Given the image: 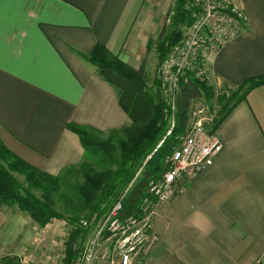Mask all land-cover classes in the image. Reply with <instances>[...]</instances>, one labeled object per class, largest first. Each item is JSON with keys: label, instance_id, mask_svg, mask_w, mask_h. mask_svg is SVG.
Listing matches in <instances>:
<instances>
[{"label": "crops", "instance_id": "obj_1", "mask_svg": "<svg viewBox=\"0 0 264 264\" xmlns=\"http://www.w3.org/2000/svg\"><path fill=\"white\" fill-rule=\"evenodd\" d=\"M239 4L247 16L244 29L208 59L213 98L223 86L231 95L242 93L264 76V0ZM159 5L0 0L3 144L32 166L58 174L85 153L69 124L103 131L127 125L131 119L117 90L87 56L102 43L139 68L164 22ZM225 96L218 94L219 102ZM217 132L222 151L185 193L158 207L152 221L158 240L140 264H264V83L246 92ZM16 211L0 208V252L13 235Z\"/></svg>", "mask_w": 264, "mask_h": 264}, {"label": "trees", "instance_id": "obj_2", "mask_svg": "<svg viewBox=\"0 0 264 264\" xmlns=\"http://www.w3.org/2000/svg\"><path fill=\"white\" fill-rule=\"evenodd\" d=\"M185 1L177 2L172 30L166 34L162 27L158 45L160 62L170 46L179 39L180 23L185 19V22L189 21L184 11ZM87 59L117 90L120 104L131 119L127 125L103 131L69 124V128L79 135L85 153L81 162L65 167L58 174L32 166L0 139V208L17 207L40 228L54 219L66 221L71 235L66 257L62 256L64 264L74 262L90 232L81 220L92 221L106 214L136 177L147 156L152 154L124 199L125 213L139 210L142 198L148 194L149 180L153 176L159 177L167 169L166 159L178 144V135L186 130L193 101L203 97L209 102L215 95L207 81L186 72L177 95V126L165 138L169 128L167 105L162 98L159 80L156 76L151 80L146 63L139 68L131 66L102 43H97ZM261 83H264V76L253 79L242 93L238 90L230 97H222L221 118L217 127L246 92ZM13 172L23 175L26 185ZM0 264L20 263L15 257H5Z\"/></svg>", "mask_w": 264, "mask_h": 264}, {"label": "built area", "instance_id": "obj_3", "mask_svg": "<svg viewBox=\"0 0 264 264\" xmlns=\"http://www.w3.org/2000/svg\"><path fill=\"white\" fill-rule=\"evenodd\" d=\"M239 1H185L184 10L192 20L191 24L170 46L157 70L169 121L165 138L177 126V95L182 76L191 72L211 84L208 59L244 29L247 16ZM231 89L223 86L209 102L202 100L203 97L193 101L186 130L178 135L179 142L166 159L167 169L159 177L153 176L149 180L148 194L142 198L138 211L125 213L124 199L143 168L106 214L92 221L81 220L90 232L72 264H140L142 255L147 254L158 240V235L152 231L158 207L176 194L185 193L187 183L212 165L222 151L223 142L217 132L222 109L218 94L229 97ZM151 156L149 154L146 161ZM54 264H64L60 254Z\"/></svg>", "mask_w": 264, "mask_h": 264}, {"label": "rangeland", "instance_id": "obj_4", "mask_svg": "<svg viewBox=\"0 0 264 264\" xmlns=\"http://www.w3.org/2000/svg\"><path fill=\"white\" fill-rule=\"evenodd\" d=\"M161 1L162 5L157 7V12H159V10L164 11V22L161 23V26H164L165 33H168L172 30V23L176 16L178 0ZM159 14L160 13H157L158 18H160ZM186 17L189 21L185 22L186 19L183 17L182 19L185 20L179 25L180 37L188 30L192 21L188 14ZM161 33L162 32L159 31L157 36L155 35L154 38L149 40V43H152H150L151 46L148 44V56L146 55L144 58L140 59L142 61L140 62L139 60L140 63L138 62L137 64V66L140 67L144 62L146 63V68L151 80L160 66L158 45L160 44ZM202 100L207 101L205 98H202ZM147 162L148 160H145L141 168H144V165ZM13 173L22 184L26 185L25 177L23 175H20L17 172ZM37 193L40 195L39 191H37ZM12 208L15 209V207ZM16 209L17 211L13 218V220L15 219V221H13V235L9 242H7L3 248L1 247L0 263H2L5 257H15L19 260L20 264H54L55 258L58 254H60L61 257H66L67 242L71 235L70 227L66 224V221L63 219H54L46 227L40 228L31 221L29 216L20 212L17 207Z\"/></svg>", "mask_w": 264, "mask_h": 264}]
</instances>
